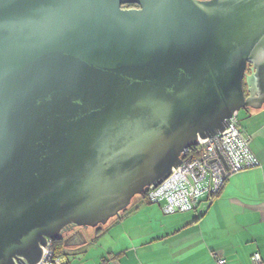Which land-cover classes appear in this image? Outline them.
<instances>
[{
  "label": "water",
  "instance_id": "water-1",
  "mask_svg": "<svg viewBox=\"0 0 264 264\" xmlns=\"http://www.w3.org/2000/svg\"><path fill=\"white\" fill-rule=\"evenodd\" d=\"M263 106L264 0H0V264L87 242Z\"/></svg>",
  "mask_w": 264,
  "mask_h": 264
},
{
  "label": "crops",
  "instance_id": "crops-1",
  "mask_svg": "<svg viewBox=\"0 0 264 264\" xmlns=\"http://www.w3.org/2000/svg\"><path fill=\"white\" fill-rule=\"evenodd\" d=\"M240 125L262 165L231 176L203 214H166L139 197L65 248L66 264H253L255 252L264 264V106Z\"/></svg>",
  "mask_w": 264,
  "mask_h": 264
},
{
  "label": "built area",
  "instance_id": "built-area-1",
  "mask_svg": "<svg viewBox=\"0 0 264 264\" xmlns=\"http://www.w3.org/2000/svg\"><path fill=\"white\" fill-rule=\"evenodd\" d=\"M261 165L250 146V136L234 115L223 132L207 139L198 138L187 148L182 163L161 184L147 187V200L159 204L166 214L191 211L203 214L231 176ZM223 254L214 253L220 263ZM251 259L253 264H263L260 252L253 253ZM37 264H66V259L54 255L49 240Z\"/></svg>",
  "mask_w": 264,
  "mask_h": 264
},
{
  "label": "trees",
  "instance_id": "trees-1",
  "mask_svg": "<svg viewBox=\"0 0 264 264\" xmlns=\"http://www.w3.org/2000/svg\"><path fill=\"white\" fill-rule=\"evenodd\" d=\"M136 7H139L138 5L136 4H126V5H123V8H136ZM249 67L250 65L248 66V70H249ZM248 110H251V109H248ZM147 198V190H145V192L142 194V195H138L136 197H134L133 201L136 200L137 198ZM132 201V202H133ZM104 225H100V226H97V227H103ZM52 247L54 249V255L57 257V256H64V240L63 238H58V239H54L52 240Z\"/></svg>",
  "mask_w": 264,
  "mask_h": 264
},
{
  "label": "flooded vegetation",
  "instance_id": "flooded-vegetation-1",
  "mask_svg": "<svg viewBox=\"0 0 264 264\" xmlns=\"http://www.w3.org/2000/svg\"><path fill=\"white\" fill-rule=\"evenodd\" d=\"M81 228L80 227H74L72 225H69L66 227L64 233H63V240L67 237H70V241H76L77 238H79L80 236V230ZM89 229V228H87ZM87 229H84V232L86 233Z\"/></svg>",
  "mask_w": 264,
  "mask_h": 264
},
{
  "label": "rangeland",
  "instance_id": "rangeland-1",
  "mask_svg": "<svg viewBox=\"0 0 264 264\" xmlns=\"http://www.w3.org/2000/svg\"><path fill=\"white\" fill-rule=\"evenodd\" d=\"M248 109H241L240 111L237 112L236 116L238 117V119L240 120V123L243 125V123L246 121L247 116H248ZM242 127V126H241ZM194 212V211H191ZM179 213H186V212H179ZM175 214V213H174ZM117 223V222H116ZM87 231V235L88 232H90L89 229L86 230ZM76 256H71L70 259L73 260Z\"/></svg>",
  "mask_w": 264,
  "mask_h": 264
}]
</instances>
